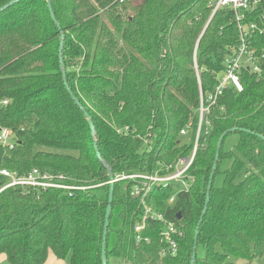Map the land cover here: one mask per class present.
<instances>
[{
  "label": "trees",
  "instance_id": "trees-1",
  "mask_svg": "<svg viewBox=\"0 0 264 264\" xmlns=\"http://www.w3.org/2000/svg\"><path fill=\"white\" fill-rule=\"evenodd\" d=\"M49 1L64 34L67 85L92 119L113 175L173 168L194 151L184 185L154 187L144 200L178 229L175 253L151 219L141 233L148 242H136L144 205L131 195L132 182L122 181L114 183L107 264H190L197 225L194 264H264V0L244 17L263 31L250 45L260 71L243 69V90L225 91L212 105L216 75L239 42L229 9L211 17L210 0H138L124 15L128 0ZM59 44L46 0H21L0 13V128L14 135L12 149L0 145V171L21 177L37 170L66 187L0 190L7 264H46L49 254L67 264H101L108 173L64 86ZM200 99L208 107L201 121ZM232 128L248 132L222 140L202 216L219 137ZM8 183L0 176V189Z\"/></svg>",
  "mask_w": 264,
  "mask_h": 264
},
{
  "label": "built area",
  "instance_id": "built-area-1",
  "mask_svg": "<svg viewBox=\"0 0 264 264\" xmlns=\"http://www.w3.org/2000/svg\"><path fill=\"white\" fill-rule=\"evenodd\" d=\"M261 0H210L209 6L211 7V17L221 9H229L233 14V20L237 27L238 32V45L236 47H228L229 54L225 58V67L216 75L217 85L214 93L209 97V105L215 103L216 99L221 96L225 91L230 90L232 93H240L243 90L240 82V73L243 69L251 75L260 71L259 62L261 58L256 56L255 50L250 47L251 39L255 32L262 34L263 31L258 29L254 23L246 22L244 17L245 13H253L255 8L259 5ZM263 57V56H262ZM3 104H6L4 102ZM208 112V107L203 106V100L200 99L199 120L203 119L205 113ZM184 134L185 131L180 132ZM14 135L10 129L0 128V145L12 149ZM193 155L189 159H178L175 166H164L155 173H134V174H119L114 176V183L122 181L132 182L131 195L138 197L144 205V200L154 187H165L171 182H182L186 179V172L192 163ZM0 176L9 179V183L2 187L0 190L7 189L13 186H30L46 188H66L56 184V180L47 174H41L37 170H33L27 176L18 177L11 174L6 170L0 171ZM184 185V183L182 182ZM170 199L169 202H171ZM147 219L157 221L162 224V231L160 232V239L163 244L167 246L169 251L174 254L177 246L175 237H179V231L173 223L168 222L160 214L153 213V211L143 206V214L140 221L134 226L133 230L136 234V242L148 239H142L141 233L144 229ZM164 253V252H163Z\"/></svg>",
  "mask_w": 264,
  "mask_h": 264
},
{
  "label": "water",
  "instance_id": "water-1",
  "mask_svg": "<svg viewBox=\"0 0 264 264\" xmlns=\"http://www.w3.org/2000/svg\"><path fill=\"white\" fill-rule=\"evenodd\" d=\"M20 1L21 0H11V1H9L7 4H5L2 7H0V13L3 12L4 10H6L7 8L12 7L13 5L19 3ZM46 2H47V8H48L50 17H51L52 21L55 23L57 29L60 32V44H59V49H58V60H59L60 72H61V76H62V80H63L64 86L66 88V91L70 95V98L73 101V103L78 107V109L84 114L85 118L87 119V124H88L90 132H91V137L93 139V148H94V151H95L96 158L104 165V167L107 169V173H108L107 176H108V183H109V192H108L107 206H106V211H105V216H104V225H103V232H102V244H101V264H107V261H106V246H107V234H108V228H109V220H110L111 209H112V201H113L114 175H113L111 169H109L108 166L103 163V160H102V158L100 156V153L98 151L97 143L95 141V128H94V125L92 123V119L87 114L85 109L81 106V104L79 103L77 98H75V96L73 95V93L71 92V90L69 89V87L67 85L66 75H65V67H64V63H63V54H62L64 34L62 33L61 29L59 28V26L56 23L55 16H54L50 1L46 0ZM236 131H242V132H245V133L248 132L247 130H238L237 128H232L229 131L224 132L219 137V140H218V143H217V150H216L215 157H214V162H213V165H212V168H211V172H210V175H209L208 184H207V188H206V196H205V203H204V207H203V211H202V216L205 214L206 208H207V204L209 202V192H210L211 185H212L213 175H214V172L216 170V163L218 161L219 150H220V147H221L222 140L224 139V137L228 133H233V132H236ZM260 137H262V136H260ZM201 218H200V221H201ZM200 221H199V223H200ZM197 233H198V225L196 227V231H195V235H194V245H193V248H192L190 264H194L195 263Z\"/></svg>",
  "mask_w": 264,
  "mask_h": 264
},
{
  "label": "rangeland",
  "instance_id": "rangeland-1",
  "mask_svg": "<svg viewBox=\"0 0 264 264\" xmlns=\"http://www.w3.org/2000/svg\"><path fill=\"white\" fill-rule=\"evenodd\" d=\"M137 3H138V0H128V1H126L127 10L125 11L124 15H132V11H131V8L130 7L135 6V4H137ZM1 106H2V103L0 101V107ZM262 130L264 132V122H263V125H262ZM185 134L186 133H184V135ZM181 135H183V134H181ZM235 139H236V137H231V138L228 139V141H226V149H230L231 148L232 144L235 142ZM193 153H194V151H193ZM220 181H221L220 178H217L216 181H215V185L216 186H219L220 185ZM229 261L233 262L234 264H263V261L262 260H254L253 262L249 263V262L244 261V260L235 259V258H229ZM46 262H47V264L49 263L48 262V259H47ZM0 264H7L4 255H1L0 256ZM64 264H67V263L64 262Z\"/></svg>",
  "mask_w": 264,
  "mask_h": 264
},
{
  "label": "crops",
  "instance_id": "crops-1",
  "mask_svg": "<svg viewBox=\"0 0 264 264\" xmlns=\"http://www.w3.org/2000/svg\"><path fill=\"white\" fill-rule=\"evenodd\" d=\"M47 259H48V262H49L48 264H64L63 261L56 260L55 257L52 254H49ZM46 264H47V262H46Z\"/></svg>",
  "mask_w": 264,
  "mask_h": 264
}]
</instances>
